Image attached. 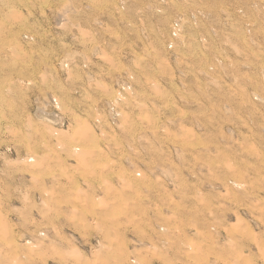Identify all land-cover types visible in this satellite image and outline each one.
Here are the masks:
<instances>
[{
  "label": "rangeland",
  "instance_id": "1",
  "mask_svg": "<svg viewBox=\"0 0 264 264\" xmlns=\"http://www.w3.org/2000/svg\"><path fill=\"white\" fill-rule=\"evenodd\" d=\"M262 251L264 0H0V264Z\"/></svg>",
  "mask_w": 264,
  "mask_h": 264
},
{
  "label": "bare ground",
  "instance_id": "2",
  "mask_svg": "<svg viewBox=\"0 0 264 264\" xmlns=\"http://www.w3.org/2000/svg\"><path fill=\"white\" fill-rule=\"evenodd\" d=\"M66 10H67V9H66ZM62 15H63V14H62ZM180 24H181V23H180ZM56 101H57V99H56ZM44 102H45V101H44ZM49 102H50V101H49ZM43 106H44V105H43ZM38 111H39V113H40L41 115H46L48 119H50V118L53 116V114L47 112L46 109H44V108H42V107H39V108H38ZM52 113H53V112H52ZM44 117H45V116H44ZM77 130H78V129H77ZM90 130H91V129H90ZM90 130H89V131H90ZM83 131H84V130H83ZM85 131H88V130H85ZM89 131H88V132H89ZM79 132H80V131H79ZM79 132H77V134H78ZM92 132H93V131H92ZM75 147H76V146H75ZM79 150H80V149H79ZM80 151H82V150H80ZM83 151H84V150H83ZM94 152H96V150H95ZM94 152L91 150L92 155H93ZM101 152H102V151H101ZM91 153H90V154H91ZM79 154L81 155L82 153H79ZM34 157H35V156H34ZM35 158H36V157H35ZM97 159H98V158H97ZM80 162H81V161H80ZM79 164H80V163H79ZM87 166H88V165H87ZM78 167H79V166H77V168H78ZM79 168H80V167H79ZM88 168H89V167H88ZM104 172H105V171H104ZM110 174H111V173H110ZM140 174L142 175V173H140ZM140 174H139V175H140ZM143 174H144V173H143ZM141 175H140V176H141ZM144 175H145V174H144ZM144 175H143V176H144ZM145 177H146V176H145ZM104 182H105V181H104ZM99 183H100V182H99ZM107 185H109V184H107ZM88 187H89V186H88ZM90 188H91V187H90ZM82 191H83V190H82ZM82 191H79L78 193H80V192H82ZM84 192H85V191H84ZM82 193H83V192H82ZM85 193H86V192H85ZM80 194H81V193H80ZM83 194H84V193H83ZM76 195H77V194H76ZM76 197L78 198V196H76ZM86 197H87V195H86ZM148 198H149V197H148ZM86 199H87V198H86ZM105 199H106V198H105ZM103 202H104V201H103ZM103 202L100 203V205L104 204L106 201H105L104 203H103ZM106 203H107V202H106ZM107 204H108V203H107ZM127 205H129V204H127ZM104 206H105V205H104ZM107 206H108V205H107ZM101 208H102V206H101ZM106 208H107V207H106ZM102 209H103V208H102ZM113 209H114V208H113ZM73 211L75 212V210H73ZM106 213H107V212H106ZM173 216H174V215H173ZM132 222H133V221H132ZM238 222H240V221H238ZM241 222H242V221H241ZM97 225H98V224H97ZM97 225H96V226H97ZM239 225H241V223H240ZM239 225H238V227H239ZM238 229H239V228H238ZM2 234H4V233H2ZM115 239H116V236H115ZM135 242H136V241H135ZM192 243H193V242H192ZM192 243H191V244H192ZM234 244H235V243H234ZM234 244H233V245H234ZM192 245H193V244H192ZM194 245H195V244H194ZM233 245H231V246H233ZM135 246H136V245H135ZM144 246H145V245H144ZM146 247H147V246H146ZM198 247H199V246H198ZM198 247H197V248H198ZM192 248H193V247H192ZM200 248H201V247H200ZM109 249H111V248H109ZM143 249H144V248H143ZM198 249H199V248H198ZM201 249H202V248H201ZM201 249H200V250H201ZM192 250H193V249H192ZM192 250H191V251H192ZM191 251H190V253H191ZM78 252H79V251H78ZM113 252H114V250H113ZM142 252H143V251H142ZM79 253H80V252H79ZM262 253H264V252L262 251ZM77 254H78V253H77ZM156 254H157V252H156ZM78 255L80 256V254H78ZM81 255H82V254H81ZM205 256H206V255H205ZM207 257H208V256H207ZM221 260H222V259H221ZM236 261H237V260H236ZM138 262H139V261H138ZM195 262H196V261H195Z\"/></svg>",
  "mask_w": 264,
  "mask_h": 264
}]
</instances>
